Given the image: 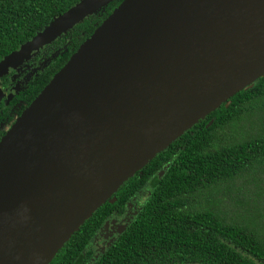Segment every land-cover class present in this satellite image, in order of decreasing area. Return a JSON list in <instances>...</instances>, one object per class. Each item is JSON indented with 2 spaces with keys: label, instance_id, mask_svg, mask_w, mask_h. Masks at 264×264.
Masks as SVG:
<instances>
[{
  "label": "water",
  "instance_id": "water-1",
  "mask_svg": "<svg viewBox=\"0 0 264 264\" xmlns=\"http://www.w3.org/2000/svg\"><path fill=\"white\" fill-rule=\"evenodd\" d=\"M109 1L54 17L0 59V78ZM263 75L264 0H122L0 138V264H48L124 181Z\"/></svg>",
  "mask_w": 264,
  "mask_h": 264
},
{
  "label": "trees",
  "instance_id": "trees-1",
  "mask_svg": "<svg viewBox=\"0 0 264 264\" xmlns=\"http://www.w3.org/2000/svg\"><path fill=\"white\" fill-rule=\"evenodd\" d=\"M79 0H0V59ZM122 0H111L43 46L11 77L23 87L0 104V138L77 47ZM40 63L27 71L30 61ZM7 94V93H6ZM162 171V174L159 173ZM144 200L95 256L91 243L106 220ZM48 264H264V75L235 93L124 181Z\"/></svg>",
  "mask_w": 264,
  "mask_h": 264
},
{
  "label": "flooded vegetation",
  "instance_id": "flooded-vegetation-1",
  "mask_svg": "<svg viewBox=\"0 0 264 264\" xmlns=\"http://www.w3.org/2000/svg\"><path fill=\"white\" fill-rule=\"evenodd\" d=\"M38 62L40 63L41 61L38 60L37 63H35L33 61H30L29 67H25L24 66L23 69L27 71L28 69L33 68V66H36V64H38ZM23 64H24V62H23ZM21 66H22V64H21ZM13 71H14V69H12V70L9 71L8 75L10 77L14 73ZM20 73H21L20 76L15 77V78L13 77L12 85L10 86L9 90L6 92L7 94H8V92L10 90L14 91L15 90V87H17V86L19 88L20 87L22 88L24 86L23 85L24 83H18V82H20L19 80L22 81L21 78H23L26 74H25V72H22V71ZM0 87L2 88L1 85H0ZM4 100H5V97L2 98V100L0 101V104L2 102H4ZM9 103L10 102H8V104L4 102V104L6 106H8ZM18 106H19L18 104L16 106H10L9 113L6 114V115L0 116V127H3L5 125V122L9 120V116L15 113V111L18 109ZM0 111L2 112L1 114H3V111L2 110H0ZM16 117H17V115H13V117H12L13 118V121L12 122H14V120L16 119ZM129 204H130V202L128 203V205ZM126 214H127V209H126V211L122 215L113 216L110 219L106 220L105 223L102 225V227L100 228V230L98 232V233L101 234L100 235L101 236L100 245L98 246V248H97V246L93 248L95 256H97V254L99 253V251L101 252L105 248V246L109 245V243L117 235V233L119 231H121L124 226H126V224H122L121 221H118V220H121L123 216L128 217V216H131L132 215V214H127V215ZM96 238H97V235H95L93 239H96ZM104 239L105 240L108 239L107 243H104L103 242Z\"/></svg>",
  "mask_w": 264,
  "mask_h": 264
},
{
  "label": "rangeland",
  "instance_id": "rangeland-1",
  "mask_svg": "<svg viewBox=\"0 0 264 264\" xmlns=\"http://www.w3.org/2000/svg\"><path fill=\"white\" fill-rule=\"evenodd\" d=\"M21 79H23V78H21ZM146 194H147V192L142 190L132 199V202H130V204L127 207V214H132L136 211V207H138V205L144 200V198L146 197ZM131 218H132V215L128 216V217L123 216L122 219L118 220V221H121L122 224H127L131 221ZM100 235H101L100 233H97V238L93 239V241H92L93 243H91V248H94L96 246L98 248V246L100 245V241H101ZM107 241H108V239H106V240L104 239L103 242L107 243Z\"/></svg>",
  "mask_w": 264,
  "mask_h": 264
}]
</instances>
